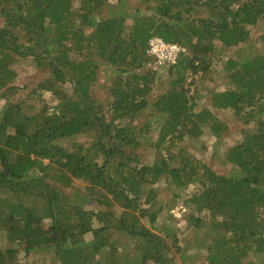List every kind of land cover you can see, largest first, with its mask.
Segmentation results:
<instances>
[{"label": "trees", "instance_id": "16d2710c", "mask_svg": "<svg viewBox=\"0 0 264 264\" xmlns=\"http://www.w3.org/2000/svg\"><path fill=\"white\" fill-rule=\"evenodd\" d=\"M252 27L264 48V0H0V96L26 89L15 63L32 60L30 92L57 100L1 110L0 234L11 247L0 264H264V50L222 69L215 55ZM152 36L184 48L156 68L170 77L163 90ZM213 82L198 109V85ZM214 109L243 123L236 138ZM206 125L216 153L228 144L218 168L185 146ZM85 133L88 146L75 141ZM190 183L186 214L160 222ZM201 246L203 263L189 252Z\"/></svg>", "mask_w": 264, "mask_h": 264}, {"label": "rangeland", "instance_id": "374dc122", "mask_svg": "<svg viewBox=\"0 0 264 264\" xmlns=\"http://www.w3.org/2000/svg\"><path fill=\"white\" fill-rule=\"evenodd\" d=\"M132 2H134V1H132ZM74 4H76V2H74ZM259 31H260V29H255L254 27H252L251 36L248 39V41H245L236 47L223 48L218 44L216 49H215L216 50L215 55L218 57L217 60L219 61V64H218L219 69L223 68V66H224L223 63L228 58H239L242 60L243 58L248 57L250 55V53H252V52L258 53V51H263L264 48L259 49V44L257 45L255 43V41H256V35L255 34L259 33ZM217 60L216 59L214 60V63L216 64V66H217ZM32 64H33L32 60L19 61L18 63H15L16 69L18 72L17 78H21V80L19 81L20 84L24 85L26 83V85L27 84L28 85L26 86V89H23V88L18 89V91L16 92V94L14 96L9 93L10 99H8L6 96L5 97L0 96V113H1V110L6 107V104L8 102L10 103V102L19 101L22 97L27 98V100H25V102H24V106L26 108V111L29 114H33L35 112H38L44 102H47L50 109L52 108V106H54L57 103V100L55 99V97L52 94H50L49 92L45 93L43 98H41L36 92H30L32 86L34 85L33 82H35L37 80L38 75H39V71L35 68L34 64L33 65ZM154 71L156 72L157 76H159V78L157 80V83L159 85V90H163V89L167 88L168 80L170 79V77L167 74V70L158 68V69H154ZM223 75L224 74H217V78H216L217 82L220 83V81L222 79L221 77ZM216 84H217L216 82H213V83H209V84L203 83L202 85L201 84L198 85V93H197L198 102L196 105L198 109L203 108L205 106H207V107L209 106L207 101H208L210 95L212 94L211 93L212 90L217 86ZM214 110H215V112L220 111L218 113H219L221 120L224 122L226 121L225 122L226 125L232 131L231 136L236 138L239 135V131L241 130L243 123L241 121H239L237 118H235V116L233 115V113L231 111L228 112L225 110H217V109H214ZM148 136H153V135H148ZM88 139L89 138L86 136V133H85L83 135L81 134L78 138L75 139V141L77 143L88 146L89 145ZM214 139H215V136L212 134V132L209 130V127L206 125L204 137L199 138V139L187 140L185 143V146L189 150V153L193 158H194V156L199 157L198 159H201L203 157L204 159L202 158L201 162L213 160L214 166H215L216 163L221 161L220 153L224 152V150L227 148L228 144L223 143L222 145H220L219 148L217 149V153H216V151L214 150V145H213ZM227 139L229 141H231L232 137H229ZM144 140H145V138H144ZM203 145H206V148L204 151L202 149ZM148 146H150V145H148ZM141 148H144V145ZM146 148H147V146H146ZM194 161L197 162L198 161L197 158H194ZM224 162H225V160H224ZM217 168H218V166H217ZM78 184L83 185L85 183H78ZM161 186L162 187L166 186V181L163 180V182L161 183ZM197 186L198 185H195L194 183H190L189 188L184 190V192H182L181 195L179 196L180 199L177 198L174 201V204H172V202H171V205H169V206H167L165 204L164 209L159 211L158 220L160 222L169 221L170 223L178 224L179 218H181L184 214H186V212L188 210V207L183 204L182 199H184L186 197V195L188 196L191 192L196 190ZM161 189L162 188H160V190ZM82 192H83V190H82ZM0 194H1V192H0ZM182 195H183V197L181 199ZM206 226H207V224H206ZM204 231L206 234L210 230L208 228H206ZM114 237H115V235H114ZM200 237H201V234H197L194 236L191 235L190 238L192 239V241H194L195 239H197V238L199 239ZM115 239H116V237H115ZM116 240H117V243H118L120 249L122 250V253H124L125 255L130 254L136 246V244H134L130 239L125 240V239L118 238ZM183 245H185V243ZM10 247H11V245H9V242L6 239L5 233L1 232V234H0V249H7ZM189 252H191L193 254L196 253V255H193L191 257H193L194 260H196L200 263L201 262L203 263L204 254L206 252L205 246H201V247L196 248V249H191V250H189ZM24 254H25V252L22 250L19 253L20 257H22V258L25 257ZM47 255H49V254L47 253ZM47 255H46V257H47ZM252 260L253 259H251V256H250L246 261L249 264H254V263H250ZM254 262H256V261H254ZM47 264H49V263H47Z\"/></svg>", "mask_w": 264, "mask_h": 264}, {"label": "built area", "instance_id": "2783aa9c", "mask_svg": "<svg viewBox=\"0 0 264 264\" xmlns=\"http://www.w3.org/2000/svg\"><path fill=\"white\" fill-rule=\"evenodd\" d=\"M183 50L179 44L166 42L158 36L150 37L146 48L148 55L155 59V69L161 65L175 63Z\"/></svg>", "mask_w": 264, "mask_h": 264}]
</instances>
